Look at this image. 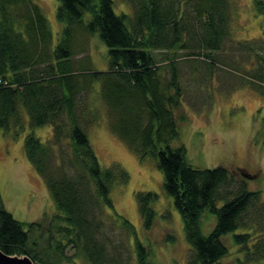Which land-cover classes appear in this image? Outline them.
Here are the masks:
<instances>
[{"label":"trees","instance_id":"1","mask_svg":"<svg viewBox=\"0 0 264 264\" xmlns=\"http://www.w3.org/2000/svg\"><path fill=\"white\" fill-rule=\"evenodd\" d=\"M118 3L128 4L131 12H116ZM229 3L58 0L62 30L54 42L36 0H0V129L20 136L25 130L23 109L32 128L52 126L47 142L27 134L24 151L44 178L58 212L23 223L3 206L0 191V251L42 263L30 238L48 219L50 244L61 256L71 247L89 264H132L134 238L137 264H151L133 224L114 208L113 186L127 183L129 174L118 163L102 167L87 134L100 119L90 97L99 84L110 131L141 160L154 158L163 173L191 246L188 264H221L228 254L223 236L239 229L245 232L234 235L235 243L248 259L264 264V200L261 191L249 188L257 176L223 166L195 168L185 146L173 145L180 136L176 114L184 95L178 62L192 59L211 72L225 63L215 54L231 33ZM255 3L263 13L264 1ZM96 35L108 48L105 71L92 67L88 53L89 38ZM257 41L249 49L258 67L248 75L252 87L264 95V40ZM258 134L264 146V118ZM136 198L149 227L156 196L138 192ZM205 212L217 217L208 235L200 229ZM117 230L125 237L121 242L114 239Z\"/></svg>","mask_w":264,"mask_h":264},{"label":"rangeland","instance_id":"2","mask_svg":"<svg viewBox=\"0 0 264 264\" xmlns=\"http://www.w3.org/2000/svg\"><path fill=\"white\" fill-rule=\"evenodd\" d=\"M229 2L231 33L222 50L215 54L219 61L225 63L211 72L207 66L192 59L178 62L184 95L176 114L180 136L173 145L185 146L187 159L195 168L223 166L231 170L244 169L256 175L257 178L249 181V188L261 191L264 200V146L258 134L261 133L264 118V95L252 87L254 83L248 75V71L254 73L258 67L257 58L249 48L260 44L257 39L264 40V12L258 11L256 0ZM36 3L43 9L54 42H57L62 30L56 16L58 0H36ZM114 9L128 13L132 10L125 3H118ZM86 19H89V15ZM88 53L95 70L108 69V48L98 35L89 38ZM95 88L96 91L90 96L91 104L95 110L98 109L100 119L87 130L90 143L102 167L108 168L118 163L129 174L127 183L113 186L115 210L133 224L136 239L148 250L151 264H188L191 246L175 201L165 190L163 173L154 158L141 160L110 131L107 111L97 93L99 84H95ZM23 116L25 130L17 138L0 129V191L3 206L17 220L32 223L40 222L45 216L53 217L58 212L44 178L25 154L24 140L27 134L34 133L47 142L53 137V128L50 125L32 128L24 109ZM24 164L27 170L23 172L22 181L20 172ZM138 192H151L156 196L152 203L154 218L149 227L139 209ZM216 223L217 217L205 212L200 219L202 234L208 235ZM49 225L46 219L42 231L36 230L30 238L36 242L38 259L43 260L40 264H89L81 255H74L71 247L66 249L64 256L55 252L50 244L54 242L49 241L46 231ZM244 232L239 229L223 236L228 254L221 264H259L248 259L246 252L234 241L235 234ZM56 237L60 235L56 234ZM114 239L121 242L125 237L117 230ZM134 240H131L132 264H137Z\"/></svg>","mask_w":264,"mask_h":264},{"label":"water","instance_id":"3","mask_svg":"<svg viewBox=\"0 0 264 264\" xmlns=\"http://www.w3.org/2000/svg\"><path fill=\"white\" fill-rule=\"evenodd\" d=\"M0 264H33L28 256L14 257L0 251Z\"/></svg>","mask_w":264,"mask_h":264},{"label":"bare ground","instance_id":"4","mask_svg":"<svg viewBox=\"0 0 264 264\" xmlns=\"http://www.w3.org/2000/svg\"><path fill=\"white\" fill-rule=\"evenodd\" d=\"M21 170H22V171L20 172V176H21V179H22V181H24L23 172H25V170H27V168H26V165H25V164L21 166Z\"/></svg>","mask_w":264,"mask_h":264}]
</instances>
